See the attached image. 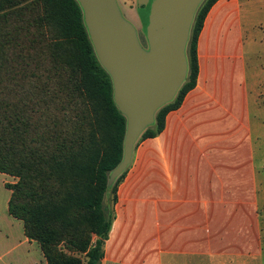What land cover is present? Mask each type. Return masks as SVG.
<instances>
[{
	"label": "crops",
	"instance_id": "obj_1",
	"mask_svg": "<svg viewBox=\"0 0 264 264\" xmlns=\"http://www.w3.org/2000/svg\"><path fill=\"white\" fill-rule=\"evenodd\" d=\"M130 22L138 0H117ZM197 83L164 130L135 144L103 264H264V0H218L198 40ZM0 264L40 251L8 211Z\"/></svg>",
	"mask_w": 264,
	"mask_h": 264
},
{
	"label": "trees",
	"instance_id": "obj_2",
	"mask_svg": "<svg viewBox=\"0 0 264 264\" xmlns=\"http://www.w3.org/2000/svg\"><path fill=\"white\" fill-rule=\"evenodd\" d=\"M218 0H204L188 42L189 72L141 140L155 138L199 74L198 40ZM78 0H0V173L15 179L9 214L47 264H103L128 168L127 118Z\"/></svg>",
	"mask_w": 264,
	"mask_h": 264
},
{
	"label": "water",
	"instance_id": "obj_3",
	"mask_svg": "<svg viewBox=\"0 0 264 264\" xmlns=\"http://www.w3.org/2000/svg\"><path fill=\"white\" fill-rule=\"evenodd\" d=\"M78 1L98 59L113 79L115 102L127 118L124 158L111 174L114 182L131 164L135 144L156 113L187 79L186 49L204 0H138L150 51L140 45L117 0Z\"/></svg>",
	"mask_w": 264,
	"mask_h": 264
},
{
	"label": "rangeland",
	"instance_id": "obj_4",
	"mask_svg": "<svg viewBox=\"0 0 264 264\" xmlns=\"http://www.w3.org/2000/svg\"><path fill=\"white\" fill-rule=\"evenodd\" d=\"M202 3H201V5H202ZM121 13H122V11H121ZM122 16H123V18L126 19V17L123 15V13H122ZM126 20L129 21L128 19H126ZM130 23L134 26V28L136 30V33H137V36H138V40H139L140 45L142 46V48L144 50H146V51H150V43H149V40H148L146 31H145V27H144V24H143L142 20L140 19V20H136V21H133V22H130ZM189 40H190V37H189ZM187 49H188V45H187ZM187 49H186V54H187V58H188ZM140 139H141V137H140ZM3 177H4L5 184H15L17 182V179H15L14 177H12L10 175L4 174ZM4 193H5V196H6V192H3V194H1V196H0L1 198L4 196ZM32 264H47V261L44 258V255L41 254V252L39 251L37 253V255L34 254Z\"/></svg>",
	"mask_w": 264,
	"mask_h": 264
}]
</instances>
